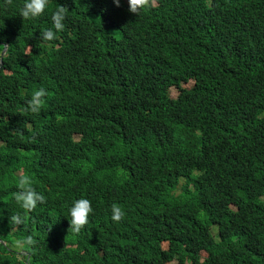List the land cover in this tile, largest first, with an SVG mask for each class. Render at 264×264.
Instances as JSON below:
<instances>
[{"label":"trees","instance_id":"obj_1","mask_svg":"<svg viewBox=\"0 0 264 264\" xmlns=\"http://www.w3.org/2000/svg\"><path fill=\"white\" fill-rule=\"evenodd\" d=\"M22 3L0 0V264H92L120 242L121 264H264V0H49L26 20ZM57 5L64 28L41 42ZM227 12L250 24L220 25L235 50L214 67L191 52L194 21ZM227 72L240 91L218 89ZM41 87L40 111L27 112ZM25 174L45 197L31 212L13 199ZM181 176L196 182L176 194ZM82 194L93 211L70 234Z\"/></svg>","mask_w":264,"mask_h":264},{"label":"clouds","instance_id":"obj_2","mask_svg":"<svg viewBox=\"0 0 264 264\" xmlns=\"http://www.w3.org/2000/svg\"><path fill=\"white\" fill-rule=\"evenodd\" d=\"M252 0H239V3H245ZM49 0H23L22 6L19 8V16L23 19H36L37 17L44 14L45 9L48 5ZM260 4L263 0H259ZM114 3L118 6L119 0H114ZM130 11L135 13V9L130 5ZM256 11H259V7H256ZM68 9L66 6L57 5L56 9L51 13V21L52 26L50 28L44 29L42 32L39 33L38 39L41 42H49L53 41L56 36L55 32L62 31L64 28V20L66 18ZM226 19L237 22L239 24H250L248 18L244 15L237 13V12H227L223 17L220 18L218 21L211 22L209 19H198L194 21L195 24V38L192 40L191 44V52L200 61L204 63H208L211 66H221L226 62V56L230 55L235 49L227 41V36L225 35L224 28L220 25L226 23ZM228 21V22H230ZM212 26L206 30V32L201 33V35L197 34V30L200 28H206L208 26ZM55 30V31H54ZM0 46L4 47L3 52L6 50V57L8 53V46L4 44H0ZM1 53V56L3 54ZM0 62L3 59H1ZM1 72V71H0ZM196 82L195 80H189L188 82L182 83V88L184 90H191L194 88ZM224 89L227 91H240L234 82L231 72H227L219 78L218 82V89ZM173 89H177L173 87L170 91V95L172 96ZM180 94V90L177 89ZM178 94V96H179ZM47 95V92L44 88H39L35 90L31 98L26 102L27 107L26 111L31 113H38L40 111L41 105L44 103V97ZM177 96V97H178ZM177 97H173L172 99H176ZM98 97L94 94L91 96V100H97ZM188 153L184 151H179L175 154V165L176 168L184 161L186 155ZM166 155H163L165 158ZM117 176L118 178H123L125 175L124 169L122 168V163H118ZM199 177V173H195L194 177ZM196 182V178L188 177V176H181L178 178V185L176 187V194H179L180 191L177 193L184 186H188L189 189H193L194 183ZM231 182L235 183V178H231ZM86 195L82 194V197L72 201L71 206L67 209L68 216L70 217L69 224L66 225V230L72 233H79L81 229L89 222V215L92 213L93 209L91 207V202L89 199L85 198ZM13 199L15 203L18 205L20 209L24 212H31L33 209L37 207L38 204H42L45 200V197L35 190L33 187V181L30 175L25 174L20 176L19 183H18V190L13 193ZM157 207V206H156ZM152 209V208H151ZM232 210H235L232 208ZM111 212V219L114 222H119L123 216L125 215L122 208L117 205L113 204L110 208ZM11 222L14 224H21L23 222L22 217L19 214L12 215L10 217ZM69 221V220H68ZM70 233V234H72ZM27 244H31L32 240L31 237L26 238L25 241ZM167 242H164V247L166 246ZM2 242H0V245ZM123 246V243L120 242L119 244L112 247L110 251H108L105 259L98 260L93 262L92 264H121L120 259V247ZM135 241H126L124 245L125 251L128 255L132 258L134 256L130 255L129 252L134 248ZM20 250L21 247L18 246ZM77 249V247H75ZM77 252L80 254H91L95 252L98 258L102 259L104 257V250L98 251H91V250H84V249H77ZM18 255H24L22 252L18 253ZM135 259V258H134ZM177 263V261H172L169 264ZM137 264V263H135ZM178 264V263H177Z\"/></svg>","mask_w":264,"mask_h":264},{"label":"rangeland","instance_id":"obj_3","mask_svg":"<svg viewBox=\"0 0 264 264\" xmlns=\"http://www.w3.org/2000/svg\"><path fill=\"white\" fill-rule=\"evenodd\" d=\"M178 94H179V91H178L177 89H173V91H172V96H173V97H177ZM179 191H180V190H178L177 193H178ZM174 264H177V263H174Z\"/></svg>","mask_w":264,"mask_h":264},{"label":"water","instance_id":"obj_4","mask_svg":"<svg viewBox=\"0 0 264 264\" xmlns=\"http://www.w3.org/2000/svg\"><path fill=\"white\" fill-rule=\"evenodd\" d=\"M5 54H6V50L3 52L2 56H1V59L4 58ZM2 68H3V62L1 60V62H0V71L2 70Z\"/></svg>","mask_w":264,"mask_h":264}]
</instances>
